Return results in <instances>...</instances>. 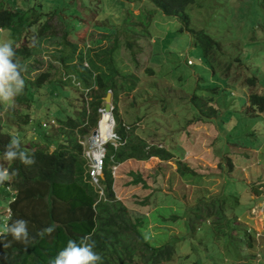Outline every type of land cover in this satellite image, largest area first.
Returning <instances> with one entry per match:
<instances>
[{
    "label": "rangeland",
    "instance_id": "1",
    "mask_svg": "<svg viewBox=\"0 0 264 264\" xmlns=\"http://www.w3.org/2000/svg\"><path fill=\"white\" fill-rule=\"evenodd\" d=\"M5 6L21 10L26 24L0 29V40L11 39L16 49L35 46L26 74L50 70L55 82V103L24 108L41 116L49 137L59 128L57 115L71 116L72 106L91 100L73 70L92 73L93 85L115 67L116 106L129 136L174 154L110 166L116 198L148 218L154 245L165 244L167 234L178 241L182 256L170 264H264V111L249 101L264 96V0H193L188 21L165 15L152 0H7ZM46 24L51 29L41 38ZM205 38L214 44L206 55ZM12 112L0 104L1 120L17 122ZM147 118L154 122L148 133ZM20 128L8 130L25 145L48 143L32 127ZM133 172L143 174L145 185L132 183ZM0 191L4 214L13 193ZM226 221L231 236H216L217 223Z\"/></svg>",
    "mask_w": 264,
    "mask_h": 264
},
{
    "label": "trees",
    "instance_id": "2",
    "mask_svg": "<svg viewBox=\"0 0 264 264\" xmlns=\"http://www.w3.org/2000/svg\"><path fill=\"white\" fill-rule=\"evenodd\" d=\"M152 1L165 15L180 16L184 21H188L185 9L193 0ZM5 3L7 0H0V29H10L17 25L23 27L26 24L24 22L25 14L21 13L19 9H8ZM34 23L28 21V26H32ZM42 27L39 30L41 38L45 32L51 29L48 24ZM202 44L205 55L214 47L213 41L209 38H205ZM14 49L16 51L15 59L23 68L21 74L25 80V87L23 94L16 98L15 107L18 108H9L11 112L15 111L12 113L18 114L17 122L9 124L0 119V166L16 172L11 183L17 190V194L15 201L11 204L12 216L9 224L17 219L28 221V232L32 239L25 245L13 239L10 234H2L0 236V264H49L50 259L66 247L69 240H76L79 243L80 238L85 236H90L91 241H95L94 251L102 256L103 264H136L135 259L138 258H140L138 260L141 261L140 264H145L149 259L148 264H163L165 262L170 264L176 253L178 257H181L182 252L176 251V246H178L176 238L174 241L170 240L167 234L166 240L161 241L165 244L154 245L150 230H148V218L139 215L135 210H129L115 196L111 165L114 166L130 159L147 160L153 156L166 161L174 155L158 145L149 146L144 138L135 137L132 132L133 135L129 136L126 125L121 122L116 106L120 85L116 77L120 74L119 70L112 67L111 73H99L94 78L92 85L88 82L92 79V73L85 76L86 73H79L75 68L73 72L78 76L79 81L88 86L87 90H90L88 95L91 100L84 99L79 108L72 106L73 115L71 116L60 117L57 115L59 128L56 129L53 136L49 137L48 129H45L46 127L43 126L40 119L41 116L34 119L32 115L25 112L24 108L25 105L27 107H31L32 104L41 106L49 101L54 102L57 93L54 92L52 86L55 88V82L50 80V70L39 72L34 78L27 75L28 63L26 62L33 56L35 46L17 49L14 47ZM148 71L153 73L152 68H149ZM155 82L156 80H154ZM251 82L254 81L251 80ZM48 85L49 88H47ZM43 89H49V92L44 94ZM126 89L132 91L134 84L126 86ZM109 91H112L114 96L113 116L121 147L115 148L111 144L107 145L103 168L104 176L100 178L103 191L101 196V190L95 188L90 182L89 167L82 141L97 128L100 110L105 108V97ZM249 101L255 111L257 109L261 112L264 111V96L253 94ZM149 106L148 103L146 108ZM33 120L35 122L32 124ZM145 122V126H147L145 131L148 133V129L154 125V122L151 121V118L150 120L147 118ZM15 126H18L19 130L20 127L30 126L40 133L41 138L48 141L45 146L41 147L33 144L34 142L25 145L20 139L22 150L29 155L34 154L35 163L30 166L22 164L19 160L7 161L4 158V146L13 136L8 128H15ZM182 165L186 164H183L182 161L179 162V166ZM233 167L231 166L230 169ZM183 169L191 172L187 165ZM132 175L134 185H139L144 180L143 174L133 172ZM145 182L144 180V185ZM145 187H148L147 184ZM5 192L7 193V191ZM212 205L214 206L215 202ZM216 212V214L220 213L218 210ZM210 216L212 217V213L208 215V217ZM223 216L220 218L224 220ZM49 226L55 229L51 235H38L40 230ZM216 228V236H231L227 230L229 228L228 221L221 225L217 223ZM245 232V238L250 237V235L247 236L248 231ZM231 240L230 238L229 241ZM247 244L252 247L253 240H248ZM157 246L159 248H156Z\"/></svg>",
    "mask_w": 264,
    "mask_h": 264
},
{
    "label": "clouds",
    "instance_id": "3",
    "mask_svg": "<svg viewBox=\"0 0 264 264\" xmlns=\"http://www.w3.org/2000/svg\"><path fill=\"white\" fill-rule=\"evenodd\" d=\"M2 31L3 30H0V32ZM15 57H16V51L13 47V41L11 39L0 40V104L6 105L8 108L15 107L16 98L23 94L25 87V80L21 74L23 68L17 62ZM190 63L191 61L188 62V64ZM104 109L100 110V119L98 121L97 128H95L91 132L92 136H91V145H90V147L96 148V154H98L99 152L98 148H100L101 146L105 149V157L103 162L105 161L106 158L108 144H111L115 148L121 146L120 139L115 140L117 146H115L114 143L111 142V140L114 139L113 134L118 135L115 132L116 129L114 130V128L111 131V136H112L111 140L107 141L105 144L99 147L93 145L94 139L99 136V132H100L99 123L101 122V118L105 113ZM113 111H114V107L111 111V116L113 118L114 127H115L116 121L113 116ZM43 126L45 127V124H43ZM95 130H98V136H93ZM87 139L88 138L82 141V145L85 149V157L88 162V167H89L88 173L90 176V182L95 188L101 190L100 194L103 195L102 186L100 184V178L104 176L103 174L104 164L101 174L98 177L99 181L96 183L91 176V160L87 156V152L89 151L90 147L87 150V146L85 144L87 142ZM4 158L7 161L19 160L22 164L26 166H30L35 163L34 154L29 155L27 152L22 150L21 140L18 136H12L8 144L4 146ZM121 164L122 163L114 165V167H117L118 165ZM15 176H16V172L14 170L10 171L8 168L0 166V184L7 183V185L5 187L0 188V190L4 189L5 191H7V193L8 191H12L13 193L11 200L8 201V205L3 207L4 214H0L2 215V218L0 219V236L4 233L10 234L13 237V239H15L16 241L22 242L25 245H27L28 243H30L32 239V237H30V234L28 232V221L24 219H17L14 220L11 224H9V220L11 219L12 216L11 204L15 201L17 194V190L14 188V186L11 183ZM0 193L2 192L0 191ZM7 193L5 192V194ZM3 198H5L4 195ZM54 230L55 229L52 226H49L47 228L40 230L38 235L40 236H43L45 234L51 235L54 232ZM94 249H95V241H91L90 236L81 237L79 243L76 240H69L66 247L60 250L55 257L50 259L49 264H103L102 256L98 252L94 251Z\"/></svg>",
    "mask_w": 264,
    "mask_h": 264
},
{
    "label": "built area",
    "instance_id": "4",
    "mask_svg": "<svg viewBox=\"0 0 264 264\" xmlns=\"http://www.w3.org/2000/svg\"><path fill=\"white\" fill-rule=\"evenodd\" d=\"M114 140H119L120 137L116 134H113ZM115 146L116 143H114ZM99 152L96 154V148L90 147L89 151L87 152V156L91 160V176L93 180L97 183L99 181L98 177L101 174L102 168H103V160L105 157V149L101 146L98 148Z\"/></svg>",
    "mask_w": 264,
    "mask_h": 264
},
{
    "label": "bare ground",
    "instance_id": "5",
    "mask_svg": "<svg viewBox=\"0 0 264 264\" xmlns=\"http://www.w3.org/2000/svg\"><path fill=\"white\" fill-rule=\"evenodd\" d=\"M102 121L105 122L106 125L104 124V127L100 129L99 136L93 141V145L97 147L105 144L107 141L112 139L111 131L114 128V121L112 116L104 113V116L102 117L101 122L99 124V128Z\"/></svg>",
    "mask_w": 264,
    "mask_h": 264
},
{
    "label": "water",
    "instance_id": "6",
    "mask_svg": "<svg viewBox=\"0 0 264 264\" xmlns=\"http://www.w3.org/2000/svg\"><path fill=\"white\" fill-rule=\"evenodd\" d=\"M112 91H109L107 96L105 97V109L104 112L108 115H111V111L113 109L112 106ZM100 124V123H99ZM93 136H98V130H95Z\"/></svg>",
    "mask_w": 264,
    "mask_h": 264
},
{
    "label": "crops",
    "instance_id": "7",
    "mask_svg": "<svg viewBox=\"0 0 264 264\" xmlns=\"http://www.w3.org/2000/svg\"><path fill=\"white\" fill-rule=\"evenodd\" d=\"M130 160H136V159H130ZM130 160H128V161H130ZM138 161V160H137ZM140 185V184H139ZM136 212H138L137 210H135Z\"/></svg>",
    "mask_w": 264,
    "mask_h": 264
}]
</instances>
